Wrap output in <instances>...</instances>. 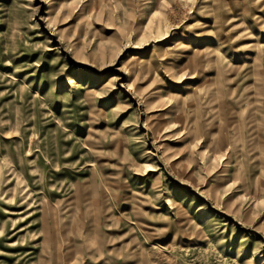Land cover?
Segmentation results:
<instances>
[{
    "label": "rangeland",
    "instance_id": "374dc122",
    "mask_svg": "<svg viewBox=\"0 0 264 264\" xmlns=\"http://www.w3.org/2000/svg\"><path fill=\"white\" fill-rule=\"evenodd\" d=\"M0 264H264V0H0Z\"/></svg>",
    "mask_w": 264,
    "mask_h": 264
}]
</instances>
